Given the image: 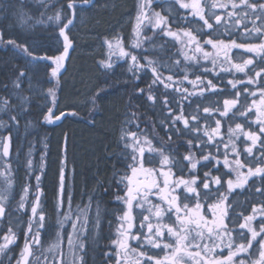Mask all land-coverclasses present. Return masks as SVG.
<instances>
[{"label": "snow or ice", "instance_id": "snow-or-ice-1", "mask_svg": "<svg viewBox=\"0 0 264 264\" xmlns=\"http://www.w3.org/2000/svg\"><path fill=\"white\" fill-rule=\"evenodd\" d=\"M37 2L41 7L47 8L51 0H37ZM90 2L91 0H67L66 4L57 8L52 16L47 17V20L52 21L54 25L50 35L57 45L55 50L59 51L60 38H63V51L59 55H47V50H44V54L38 55V46L35 43L30 45L27 42H18L16 39L5 40L3 30H0V44L5 47L10 46L16 54L23 56L27 65L54 61L56 67L52 68V76L55 77L59 69L63 67V61L72 46V40L68 33L75 25L78 5L89 4ZM57 3L59 0H55L52 7L55 8ZM151 5L152 0H144L140 5L136 29L138 39L135 48L141 47L143 39H151L150 37L140 38V26L145 20L153 30L159 29L167 36H177V33L171 30L167 17L162 16L159 12L149 14L148 10ZM180 6L184 9H191L192 16L198 17L199 21H202V26L195 30L196 34L192 30H182V34L187 38L186 46L192 47L194 45L195 53L202 54V58L206 61L211 60L213 69L205 68L204 72L214 71L219 63L223 72H230L234 69L233 75L243 73L246 80L228 81L232 89L236 90L235 98L224 100L223 111H220L219 108L204 107L203 113H201L200 106L197 105L194 111L185 115L184 101L190 100L192 96L203 97L206 92L216 94L217 85L213 84L211 80H207L205 83L200 76H196L195 80L189 82L193 84L194 88L198 86V90L189 92L188 89L179 86L183 80H188L187 73L183 75V80L180 81L174 80L172 75L163 77L159 67L154 66L157 64L156 61L144 57L147 63L142 65L139 63L137 55L126 51L119 38H116L115 43L108 42L109 60L102 62L105 68L112 67L111 56L117 55L120 58L130 57L132 63L129 65V71L134 76L140 70L151 69L153 80L148 86L147 99L154 105L158 102L161 105V110L167 109V115L160 121V124L167 129L169 142L172 140V135L177 137L192 136V139L185 142L189 149L187 154L180 155L178 148H170L166 154L165 146L162 144L160 148L155 147L146 132L138 134L128 131L127 128L122 129L120 140L123 142L124 158L130 163H125L124 174L116 182L117 188L123 186L125 190L123 196H117V200L122 201L125 207L123 215L118 217L120 221L117 228L118 239L112 241V244L117 248L116 264H264V202L259 207L253 206L252 213L247 216L236 212V206H240L238 200L229 202V197L233 195L236 189H244L248 185L249 178L259 177L261 183L264 184V67H259L257 70L258 63L264 64V0H240L239 4L235 3L234 0H203V4L202 0H192L190 4L181 3ZM205 6L208 8L207 13ZM229 6L231 7L230 11L228 10ZM217 8L226 10L227 20L222 19L221 15L215 14ZM240 9L243 10L240 11ZM16 15L21 22L30 19L22 10L18 11ZM43 15L44 13H41V16ZM249 22L253 25L251 29L247 27ZM241 26L244 29L243 33L240 34L242 39L255 38L259 39L260 42L237 43L236 39L232 38L234 35L232 29ZM221 28H223V32L220 31ZM205 29L209 31H205ZM202 36L209 37L203 41V44L210 45L215 50L214 53L204 50L200 40ZM213 36H224L225 38L213 39ZM232 49H244L247 53L256 54L258 59L249 58L243 60L242 63H232L229 56ZM221 53H223L222 61L219 60ZM184 60L199 63L196 55H185ZM176 63L179 64L180 61H176ZM225 64L228 67H225ZM160 67L166 66L160 65ZM249 72L254 73V75H249ZM28 77L29 72L20 68L16 79L13 81V87L17 90L21 89L25 78ZM161 84L165 89L171 88L176 95L172 96L171 99H169L171 93L168 92L161 94L162 99L153 95L154 87ZM174 85L176 86L174 87ZM237 85H242L243 90H239ZM249 86H256V88L254 91H250ZM31 88L32 84L29 82V89ZM102 91H98L91 97L93 105H95L96 98ZM138 92L143 94L144 89H139ZM12 95L20 101L22 113L32 110L29 97L22 96L19 92H14ZM46 95L51 97L53 107H48L46 113L41 109L43 123H52L66 114L77 115L75 112L65 113L63 111L56 115L54 112L57 104L55 88L47 89ZM177 96L180 99H177ZM9 106L10 100L8 98H0V112H9ZM174 107L177 111H174ZM188 107L191 108L190 103ZM216 112L222 118L228 117L229 113L232 114L233 119L237 115L244 117L249 128L256 125L258 130L245 131L244 125L237 123L235 128L228 127L226 140H216V137L222 135L220 119L215 120L214 128L210 125L203 127L200 125L201 119L208 121ZM129 115L134 119L136 118L135 113ZM251 115L255 116L254 120L248 119ZM18 123L16 115H9L8 122L0 120V130L8 132V135H0V221L5 217H11L6 209L9 202L14 198V176L12 175L11 164L7 163L6 158L10 156L12 146L11 129L18 126ZM132 123L134 120L125 121L126 125ZM177 125H182V127H177ZM241 135L245 138L241 143L251 142L250 146L243 149L249 156L253 154V149L259 143L260 157L259 159L254 158L256 163L254 168L239 159L241 153L237 141H240ZM203 137H207V140L205 141ZM221 144L223 145V152L220 151ZM209 146L216 148V154L208 153L202 155L201 159L209 163L216 160V163L219 164V157L223 155V166L229 169L223 174L229 176L226 181H222L221 176H212L211 171L205 172L203 178L194 174L200 161L191 149L196 148L203 153L204 149ZM173 152L176 155H173ZM31 154L32 149L29 148L26 158L28 170L33 167ZM232 154L235 155L236 159L230 160ZM153 157H159V170L145 167V164L153 162ZM202 167H207V164L202 165ZM173 168L181 173L187 168L190 178L185 179L181 175L172 179ZM244 168H247L246 173L242 171ZM215 170L219 171V168H215ZM233 174H235V179L231 178ZM141 176L144 177L143 180L138 179ZM158 177H162V181L158 180ZM36 180L37 192L32 193L35 199L29 198L30 185L25 184L17 202L16 211L26 210L30 207L31 213L25 222L24 245L17 264H42L41 256L44 257L43 264H84L81 253L85 250L84 240L86 237L84 232L87 230V212L93 206L94 192L88 194L87 205L83 207L77 205L74 209L72 207L74 194L65 188L64 170L61 167L60 188L55 205L59 217L55 225L57 231L53 234L52 242L47 248H44L41 233L47 230L46 215L44 209L40 207L41 193L38 183L40 177L36 176ZM225 183L227 185L226 191L221 192L220 189L224 187ZM213 185L217 187L213 188ZM66 191L67 207L65 209ZM255 193L264 196V187H256ZM96 211L98 219L99 203H96ZM230 211L232 215L229 214ZM134 212H138L142 216L138 225L134 224L136 219ZM145 212L148 214L145 215ZM205 212L211 213V220L207 218ZM240 216H243L242 223L238 222ZM258 216L260 220L257 229L253 226V221ZM9 223H14V221L9 219ZM65 224L71 225V232L64 229ZM229 224L232 227H229ZM134 227L136 228L135 232L132 231ZM65 235L68 249L66 254L62 249ZM17 239V233L13 231V227H9L3 236V243H0V255H5L9 246L14 245ZM130 241L135 242L137 247H133ZM156 249L163 252V255H149V251ZM225 250L227 255H224ZM37 251L40 252V255L36 254ZM49 255L52 256L51 260H48ZM104 255L108 258L112 256L111 252L104 253ZM67 257H71V259Z\"/></svg>", "mask_w": 264, "mask_h": 264}, {"label": "rangeland", "instance_id": "rangeland-1", "mask_svg": "<svg viewBox=\"0 0 264 264\" xmlns=\"http://www.w3.org/2000/svg\"><path fill=\"white\" fill-rule=\"evenodd\" d=\"M92 3H96L95 0H92ZM138 1L137 7L138 9L135 10L134 12L130 13L128 12L127 15L125 16L124 22L126 23V21H128L129 19L132 20V29H131V38L132 39V43L134 44L135 42H137V32L134 31L133 28H135L134 23L137 27V17L140 14V5L144 2V0H136ZM160 1V0H157ZM179 1V0H177ZM55 0H51L50 3H48L47 8L41 7V5L37 2V0H0V30H3L5 32V36L4 39H16L18 42H27L30 45L32 43H35L38 46V51L37 54L38 55H42L44 54V50H47V55H51V56H55V55H59L62 51H63V47H62V43H63V38H60V44L58 45L59 47V51L55 50L57 45H55V41L54 39L51 37V33L53 31L54 25L53 22L50 20H47V17L52 16L55 11L57 10V8H60L62 4H66L67 0H59V3L56 4V7L53 8L52 7V3H54ZM235 3L239 4V0H234ZM174 6H169L166 5L161 11L162 13L165 12H169L171 14H173V21L174 22H179V19H177V17L174 16V13H176V9L173 8ZM182 8V7H181ZM183 10H185L184 8H182ZM22 10L23 13L29 17L30 19H27L26 22H21V20L19 19V17L16 15V13L18 11ZM90 10H92V4L90 7H85V6H78L77 8V18H76V22L75 25L71 28V31L68 33V35H71L73 33V29L75 27H80V25L83 23L84 19H88L90 16ZM189 10V9H188ZM229 11L231 10V7L229 6ZM243 9H240V11H242ZM149 14L151 15L152 12H159L157 10H154V8H150L149 10ZM225 11L224 9H215V14L216 15H221L222 19L227 20V17L225 15ZM41 13H44L43 16H41ZM161 15L162 13L159 12ZM191 13V12H189ZM124 15V14H123ZM37 21H41V22H37ZM46 21V22H43ZM170 21V20H169ZM214 22V21H213ZM144 27L143 29H140L143 33L146 32V29L148 26H151L150 24H148V22L145 20L143 21ZM257 24H259V21H257ZM142 27V26H140ZM146 27V28H145ZM242 27V26H241ZM253 27V25L250 26V29ZM223 28L220 29V31L223 32L222 30ZM234 29V28H233ZM232 29V30H233ZM244 30L243 28H239L237 29L238 32L240 33V30ZM151 30V29H150ZM173 32L177 33L176 37L173 36H167L165 35L163 32H160V30L156 29V30H152L151 32L153 33L152 35H157V38L161 39L163 42V44H172L173 48L169 47V52L171 53V55H175V60L172 61V65L171 68L173 70H179L181 71V74L178 75L177 77H173L174 80L180 81L183 80V75L185 73H187L188 75V80H183V83L181 85H179L182 88H186L189 90V92L192 91H196L198 90V86L196 88H194L193 84H191L189 81L195 80L196 75L193 74L192 72H196L197 76H200L202 80L206 81L207 80H211L213 84H216L218 87V93L217 94H209V93H205V95L203 97H197V96H192L190 98V100L184 101V107H185V115H188L189 112L194 111L197 107V105L200 106V111L201 113H203V108L204 107H209V108H217L215 105H220L221 111H223V102L226 99H234L235 98V91L234 89H232L231 85L228 84L229 80H241L244 81L246 80V76L243 73H235L233 75V73L235 72V70L233 69L231 72H229V74H226V72H223L221 70V65L218 63L214 69V71H209V72H204V69H213V65L211 63V60H204L202 58V54L200 53H195L194 52V45L192 47H188L186 46V40L187 38L183 36L182 31L181 30H172ZM41 34V35H40ZM42 36H46L47 40L42 39ZM140 38H143V34L140 36ZM223 38V37H221ZM218 39V38H217ZM108 42H112L115 43V39H111V40H106L104 41L103 45H102V52H103V59L98 61V66L100 69V73L102 75V77L107 76V72L113 71L116 73H122V76H126L125 78H127L128 76L130 77H135L136 79H140V76H138V74L143 71L140 70L136 73V75L134 76L132 72L129 71V65L132 63V61L130 60V57H123L121 58L122 62L118 61L117 59V55H112L111 56V63H112V67L111 68H105L102 64V62L104 61H108L109 60V56H110V50H109V46H108ZM260 40L259 39H252V43H259ZM143 43L141 44V47L134 52L131 48H127L126 51H129L135 55H137L139 63L140 64H146L147 60L144 59V57H147L148 59L149 56L145 55L143 56V59L140 58L139 55V51L140 49L143 48ZM123 45V43H121ZM205 51L208 52H215L214 49H212V47L210 45H203ZM244 53H247L244 50ZM253 55H256L254 53H251ZM188 55V56H193L196 55L199 63L197 64L196 61H191V60H184V56ZM243 55L240 52H235L232 51L229 53V56L231 57L232 63H242L243 62ZM115 56V58L113 57ZM158 56V55H157ZM252 59H254V57H250ZM249 59V58H248ZM2 60V63H0V67H5L6 69L0 74L1 78H2V82L3 84L0 85V98H8L10 100V106H9V112L5 113V112H0V120H3L5 122L9 121V115H16L17 119L19 121L18 126L13 127L11 129V136H12V146L10 149V156L8 158H6L7 163L11 164V168H12V175L14 176V165H16V158L15 155L13 154L14 152V140H13V132H17L20 129V118L19 116L22 114V105L20 104V101L18 99H16L15 97H13L12 93L14 92H19L20 95L22 96H27L31 98L30 102H34L35 100L38 101V105H41V107L45 108L47 107V100L49 102V106L48 107H53L52 103H51V97H48L46 95L47 93V89L49 88H54L56 86V84L61 85L62 83L57 81V76L53 77L52 75H49L52 71V68L56 67L54 61H46V62H40L37 64H33V65H27L26 60L24 59L23 56L16 54L12 48L10 46L5 47L3 44H0V61ZM219 60H223V53H221ZM176 61H180L179 64L176 63ZM7 62V64H6ZM64 65V63H63ZM160 65H162V62L160 63L159 58L157 59V67H159V71L161 72L163 77H167L168 74L162 73L163 71V67H160ZM263 65V64H257V70L258 68ZM9 66V67H8ZM156 66V65H154ZM225 67H228L227 64L224 65ZM20 68H24L26 71L29 72V77L25 78V80L27 81V83H25L26 85L23 86L21 89L17 90L13 87V81L16 79L17 74H18V70ZM67 68V67H66ZM67 70V69H66ZM102 71H104V73H102ZM171 71V70H170ZM183 71V72H182ZM229 75V76H226ZM254 75V73H253ZM219 83L214 82L211 78H216ZM61 81H65V82H70L72 84L75 83V81L77 79H75V77L73 78V72H70V74L67 76L66 73L64 74V77L60 78ZM153 80V78H152ZM31 82L32 84V88L29 89V82ZM120 86L124 88L125 84L127 83L124 78L123 80H120ZM223 82L225 84H223ZM122 84V85H121ZM113 85L116 87V85L113 83ZM111 86V85H109ZM113 86V87H114ZM162 87H164L162 84L160 85ZM176 85H174L175 87ZM239 86L242 85H237V88H240ZM106 86H104L105 88ZM158 86L154 87L153 91L155 92ZM243 87V86H242ZM103 88V89H104ZM256 88V86H249V90L250 91H254ZM102 90V89H101ZM114 90V89H113ZM112 90V91H113ZM241 91L243 89H240ZM100 91V90H99ZM111 92V89L106 90V92ZM159 91L161 92V94L168 92L171 93V95L169 96V99L172 98V96H175L176 94L174 92H172V89H160L159 87ZM85 92V91H84ZM83 92V94H84ZM106 92L104 90V92L98 96L99 99L101 97V95H105L106 96ZM84 96H87L86 93L84 94ZM133 95V93L131 94V98ZM161 99L163 98V96L161 95L160 97ZM177 99H180L179 96L176 97ZM91 99V98H90ZM258 99V96H257ZM33 100V101H32ZM58 100V98H57ZM191 104V108L188 107V104ZM250 103V101H249ZM109 106V105H108ZM47 107V108H48ZM56 108V107H55ZM54 108V112L56 115H58L55 111ZM152 113H155V118H153L152 116H150L151 119H146V117H142L140 112L136 110V108H130L132 113H135V119H134V123L137 125L138 127H136V130H132L130 132H137L138 134H140L141 132H146L149 136V139H152V143L155 147L160 148L161 145L163 144L165 146V152L166 154L169 152L170 148L171 149H175L178 148L179 149V154L183 155V154H187L189 149L186 146V141L192 139V136H180L177 137L176 135H173L172 137V141L169 142L167 140V137H165L159 126L163 127V125L160 124V121L163 120L162 118L165 117L167 115V109L161 110V105L157 102L155 105L152 103L151 107L148 108ZM174 111H177V109L174 107ZM235 111V110H233ZM45 112V111H43ZM47 112V111H46ZM218 113V112H217ZM43 117V116H42ZM134 118V117H133ZM222 118V117H221ZM229 119H231L230 121H228ZM249 120H254L255 116L251 115L248 117ZM215 120L212 117L210 118V120L205 121L204 119L200 120V125L203 126H208L210 125V127L214 128L215 127ZM223 120H225L226 124L223 122ZM133 121V119H132ZM228 121V122H227ZM53 123V122H52ZM49 123V124H52ZM237 123H240L242 125H244V129L245 131L248 130H253L256 131L257 126L256 125H252L251 128H249V124L246 122L244 117H240L239 115H237V117L235 119H233L232 117L228 116V117H224L222 119L221 122V136L216 137V140H220V139H225L227 138V130L228 127L231 126L232 128H235V125ZM177 127H182V125H177ZM149 132V133H148ZM0 135H8L7 131L4 130H0ZM202 135V133H201ZM156 137V138H153ZM142 138V137H141ZM203 139L206 141L207 137H203ZM245 138L243 137V135H241L240 141H237V145L238 148L240 149V156L239 158L243 159V161L245 162H251L253 160V158L258 157L260 151L258 150L259 148L257 146H259V143L257 144V146L253 149V154L251 156H249L248 154H246L243 149L247 146H250L251 142L248 141L247 144H243L241 143V141H243ZM195 143V141H194ZM213 143H215V141H213ZM260 147V146H259ZM212 147L209 146L206 149L208 151H211ZM220 151L223 152V145L221 144L220 147ZM205 150V149H204ZM192 152H198L201 153L199 150H197L196 148H192L191 149ZM230 151V150H229ZM255 151V153H254ZM259 152V153H257ZM173 155H176V153H172ZM147 155V153H146ZM196 155V154H195ZM231 158V157H230ZM153 162L152 163H147L145 164V167L148 168H154L159 170L160 169V164H159V157H153ZM190 167V166H189ZM188 169L186 168V171ZM186 171L184 173H179L176 174L177 177H180L181 175L184 176V178H190L189 174H186ZM197 171V169L195 170V172ZM172 172H174V170L172 169ZM188 172V171H187ZM124 174V170L122 172L121 175ZM197 176H201L198 173H194ZM204 175V174H202ZM215 176H222V181H226L227 178L224 175H215ZM120 178V177H119ZM160 179H163L162 177H160ZM65 181V179H64ZM17 184L15 182V177H14V198L9 202V207L11 209V213L12 216H16L18 215H24L25 213L27 214H31L30 213V207L27 208L26 210H22V211H16L17 208V202L20 199V194L22 189H20L18 186L17 191H15V187ZM25 184H29L28 182H25ZM30 185V184H29ZM37 183L34 185V187L30 186V199L34 200L35 196L32 195V193H34V191L37 189L36 188ZM24 187V185H23ZM226 183L224 185L223 188L220 189L221 192H225L226 191ZM258 187L256 182H249L248 185L245 186L244 189H236L235 192L233 193L232 196L229 197V202H231L232 200H238L240 202V206H236V212L237 213H243V216H247L250 215L252 213V207L253 206H258V204L261 205V203L264 201V196H261L259 193H255V188ZM68 190H70V188L68 187ZM71 191V190H70ZM124 189L123 186L120 187V193H117L115 195V197L117 196H123L124 195ZM40 192V191H39ZM73 192V189L72 191ZM65 209L67 207V194L65 195ZM75 198V196H74ZM115 201H117L116 203L119 204L120 207H117L115 214L113 215V219H108V214L103 213L104 211V207L103 208H99V218L97 219V211H96V203L98 202H94L93 201V206L88 210L87 212V217H88V223H87V230L84 232V236L86 237V239L84 240L85 243V250L84 252L81 253V255L83 256L84 259V264L88 259H86L87 257L89 258L90 263L89 264H105L106 262H108L107 264H116V253H113L111 258L109 259L108 257H106L103 252L108 248L107 252H116L117 248L114 244H112V241L110 240V243L106 246V244H104V242H102L101 240H106L109 241V235H110V239H118V234H117V228L119 227L120 221L118 219V217L123 215V209H124V205L123 202L120 200H117V198L115 199ZM211 202V201H210ZM88 201L85 202L83 204V201H80L78 199H73L72 202V207L75 209L77 205L83 207L84 205H87ZM40 207L43 208V205H41L40 203ZM44 209V208H43ZM145 215H147L148 213H144ZM230 215H232L231 211L229 213ZM134 216L136 217V219L134 220V224L138 225L139 224V220L142 219V216L138 213V212H134ZM207 218L209 220L212 219L211 213L207 212ZM243 216H240L239 218V223L243 222ZM58 215H57V210H55V215L52 218H48L46 217V228L47 230L44 231V235L41 234L42 237H44L43 241V247L47 248L48 245L52 242L53 238H54V232L57 231V229L55 228L56 222L58 220ZM73 219H75V217H73ZM260 220V217L258 216L256 220L253 221V226L254 227H259L258 222ZM167 222V221H166ZM227 223V220H226ZM229 227H232L231 224H229ZM64 229L67 232H71L72 228L70 224H65L64 225ZM133 232L136 231V228H134L132 230ZM146 231V229H145ZM246 231V230H245ZM132 241H130L131 243ZM102 244H104L102 246ZM132 244V243H131ZM133 247H137V245L132 244ZM62 249L65 252V254L67 253L68 249H67V239H66V235H65V239L64 242L62 244ZM143 250V249H141ZM149 254L151 255H163V252H161L159 249L156 250H151L149 251ZM224 255H227V251L225 250ZM87 256V257H86ZM68 259H71V257H67ZM52 256L49 255L48 256V260H51Z\"/></svg>", "mask_w": 264, "mask_h": 264}, {"label": "trees", "instance_id": "trees-1", "mask_svg": "<svg viewBox=\"0 0 264 264\" xmlns=\"http://www.w3.org/2000/svg\"><path fill=\"white\" fill-rule=\"evenodd\" d=\"M95 2L97 4L100 0H95ZM100 3H102L103 9L101 18L97 16L96 11H91L87 22L81 28L84 32L78 33L79 36H74L73 33L69 35L73 50L68 58L65 73L68 76L70 72H73V78L75 77L77 80L72 84L60 80L64 75L57 77V81L62 84H56L54 87L56 98H58L55 111L64 110L70 104H78V110L84 111L86 102L90 100L95 91L103 89L104 86H112L113 83L117 89L108 92L104 97L101 95L99 114L93 117L92 124L72 119H64L58 125L55 123L44 124L41 122V118L43 119L41 109L46 113L49 102L47 100V107L42 108L35 100L30 102L32 110L19 116L21 120L19 131L12 133L15 147L13 154L16 158V165H14V177L17 183L15 191L19 184L22 186L19 188L23 189L25 182L34 187L37 183L36 176H39V191L48 218L55 215L61 167L65 171V188L68 190L69 187L71 191L73 189L75 200L83 201L84 204L88 201V194L94 192V202L99 203V208H105L102 214L113 216L117 207H120L115 201L117 198L115 195L120 193L116 182L122 176L125 163H130L124 158L123 142L120 140L122 129L136 130L135 123L125 124L126 120H134L129 115L132 113L130 108H136L143 118L146 114L156 116L148 109L152 105V102L147 99L148 86L152 83L148 72L143 77L140 76V79L130 76L124 78L127 83L122 88L119 86L120 80L123 78L115 75L112 71H108L105 77H98V70L93 62V50L97 43L98 45L102 43V49L104 41L111 40L116 36L120 37L122 46L126 49L132 43L130 36L132 18L126 23L124 19L128 12L132 13L138 9V1L101 0ZM161 42L163 41L159 38L154 40L149 53L157 54L160 63L162 62V65L166 66L163 67L162 73L178 78L181 71L171 68L175 55H171L169 47L173 48V45ZM156 44H158L157 48ZM145 47L149 49L150 43ZM260 67H264V64ZM5 69V67H0V74ZM192 73L197 76L196 72ZM211 79L219 83L217 77ZM1 80L0 77V85L3 83ZM223 84L225 83L223 82ZM159 87L165 89L158 85L152 94L160 98ZM239 87V90L243 89L242 86ZM139 89H144L143 94L138 92ZM83 92L87 96H84ZM132 93L135 96L131 98ZM29 101H31L30 97ZM87 113L85 112V114ZM159 127L162 134H166V128ZM62 142L66 146L64 152L61 148ZM29 148L32 149L33 167L31 170L26 168ZM42 162L45 163L41 164ZM36 192L37 189L34 193Z\"/></svg>", "mask_w": 264, "mask_h": 264}, {"label": "flooded vegetation", "instance_id": "flooded-vegetation-1", "mask_svg": "<svg viewBox=\"0 0 264 264\" xmlns=\"http://www.w3.org/2000/svg\"><path fill=\"white\" fill-rule=\"evenodd\" d=\"M92 0H91V2H90V4H92ZM192 2V0H179V1H177V0H160V1H157V0H152V5H151V7L152 8H154V10H157V11H159V12H161L162 13V9L166 6V5H169V6H174L173 8L174 9H176V13H174V16L175 17H177V19H179V22L177 23V22H174L173 21V14H171V13H169V12H167V13H165V12H163L162 13V16H165V17H167L168 18V21H169V24H170V26H171V30H192L193 32H194V34H196L195 33V30L197 29V28H200L201 26H202V21H199V18L198 17H193L192 16V14L191 13H189V12H191V9H185V10H183L182 8H181V6H180V4L181 3H191ZM239 2H240V0H239ZM202 4H203V0H202ZM84 5H86V4H82V6H84ZM79 6V5H78ZM205 11H206V13L208 12V8H207V6H205ZM210 22H213V21H210ZM252 24L249 22L248 24H247V27L250 29V26H251ZM134 26H135V28H133L134 29V31H136V29H137V27H136V25H135V23H134ZM141 26L142 27H140V29H143V27H144V24L142 23L141 24ZM146 28V27H145ZM239 28H243V27H239ZM239 28H234L232 31H233V33H234V35L232 36V38L233 39H236V41H237V43H252V39H242L241 38V36H240V34L241 33H243V31L244 30H240V33L238 32V30L237 29H239ZM146 29H148V30H146V32H142L141 30H140V36L143 34V37H150L151 39L150 40H148V39H143V48L142 49H140V51H139V55H140V58L141 59H143V56H145V55H147V56H149V58L151 59V60H154V61H156L157 62V59L159 58V56H157V54H155V55H153L152 53H149L150 52V50H151V48L153 47V42H154V40H157V35L155 34V35H152L153 33L151 32L153 29L151 28V26H148ZM151 29V30H150ZM158 30V29H157ZM223 30V29H222ZM205 31H209V30H207V29H205ZM137 32V31H136ZM222 32V31H221ZM221 37H223V38H221ZM116 38H120L119 36H116V37H114V38H112V39H115L116 40ZM209 37L208 36H202V37H200V40H201V44H203V41L204 40H206V39H208ZM213 39H217V38H219V39H224L225 37L224 36H220V37H216V36H213L212 37ZM132 39L133 38H131V41H132ZM133 40H135V39H133ZM136 41V40H135ZM150 43V48L149 49H146V45H148ZM135 44H136V42L134 43V44H129V46L127 47V48H133L132 50L134 51V52H136L139 48H135L134 46H135ZM204 45V44H203ZM206 46V45H205ZM124 47V46H123ZM156 48L158 47V44H156V46H155ZM125 48V47H124ZM70 49H72V46L70 47ZM126 49V48H125ZM233 51H235V52H240V53H242V54H245V55H243V60H245V59H248V58H250V57H254V60H257L258 58L256 57V55H253V54H251V53H244V49H233ZM152 52V51H151ZM114 58H115V56H113ZM117 59H118V61H120V62H122L121 60V58L120 57H117ZM156 66H157V64H156ZM251 67V66H250ZM110 71V70H109ZM247 71V70H246ZM148 72V74H149V76H150V78H153V75H152V72H151V69L150 68H146V69H144L143 71H141L139 74H138V76H141V77H143V75L145 74V73H147ZM231 72V71H230ZM112 73H114L115 75H119V77H121V78H125L126 76H122V73H124V72H121V73H116V70H115V72H113L112 71ZM226 74H229V72H226ZM249 75H253V73L252 72H249L248 73ZM107 75V74H106ZM226 76H229V75H226ZM129 77V76H128ZM217 108H219L220 109V111H221V108H220V105H215ZM150 116H152L153 118H155V116H153V115H151L150 114ZM150 116H149V114H146V119L148 118V119H151L150 118ZM229 116L230 117H232V114L231 113H229ZM212 118L213 119H220L221 120V122H222V119L223 118H221L220 117V115H219V113H214V115L212 116ZM231 119H229L228 121H230ZM227 121V122H228ZM223 122L226 124V122H225V120H223ZM165 131H166V134H164V136L165 137H167V140H168V135L169 134H167V129H165ZM172 137H173V135H172ZM169 141V140H168ZM172 141V140H171ZM221 147V146H220ZM258 148H259V146H257ZM212 150L211 151H208L206 148H205V150L203 151V153H198V152H195V154H196V158L200 161V163L197 165V171L195 172V173H198L199 175H201L200 176V178H203V175L202 174H204L205 172H209V171H211V174H212V176H215V175H223L224 173H226V172H228L229 171V169H227V168H225L224 166H223V155H221L220 157H219V164H217L216 163V160H212V162L211 163H209V162H207V161H204V160H202L201 159V156L202 155H206V154H208V153H212L213 155H215L216 154V148L215 147H212L211 148ZM221 149V148H220ZM254 153H255V151H254ZM257 153H259V152H257ZM230 160H234V159H236V157H235V155L234 154H232V155H230ZM259 157H260V153H259V156L258 157H255V159H259ZM242 162H244L245 164H247L248 166H251V167H255L256 166V163H255V159L253 158V160L251 161V162H245V161H243V159H241V158H239ZM205 164H207V167H202V165H205ZM148 168V167H147ZM215 168H219V171H216L215 170ZM173 170H174V172H173V176H172V179H175V178H177V176H176V174H179L180 172L176 169V168H173ZM185 171H186V168H185ZM184 171V172H185ZM188 171V170H187ZM186 171V174L188 173ZM242 171H244L245 173L247 172V168H244V169H242ZM183 172V173H184ZM189 174V173H188ZM224 176H226V175H224ZM222 177V176H221ZM226 178L228 179L229 178V176H226ZM232 179H235V174H233L232 175V177H231ZM138 179H140V180H143L144 179V177L143 176H141V177H138ZM185 179H188V178H185ZM158 180H161L162 181V179H160V177H158ZM225 181V180H224ZM249 182H256L257 183V185H258V187H264V184H262L261 183V181H260V178L259 177H253V178H249ZM64 184H65V181H64ZM225 185V184H224ZM59 186H60V182H59ZM162 186V185H161ZM217 186L216 185H213V188H216ZM58 192H59V187H58ZM154 202H158V201H154ZM264 202V201H263ZM40 203H41V205H43V208L45 207L44 206V204H43V199H41V195H40ZM258 206H260V204H258ZM6 211L8 212V213H11V209H10V207H9V205H7V209H6ZM44 212H45V210H44ZM205 215H207V212H205L204 213ZM29 215L30 214H27V213H25L23 216L22 215H16V216H12V214H11V217H5L2 221H0V243H3V236L7 233V230H8V228L9 227H13V231H15L16 233H17V236H18V239L16 240V243L14 244V245H10L9 246V250L7 251V253L5 254V255H0V264H17V260H19L20 259V253H21V250H22V248H23V245H24V231H25V229H26V221L28 220V218H29ZM45 215H46V213H45ZM47 217V216H46ZM18 218V219H17ZM9 219H11L12 221H14V223H9ZM50 219V218H49ZM108 219H113V216H108ZM135 228V227H134ZM133 228V229H134ZM41 234H43L44 235V232H42ZM111 237H110V235H109V241H106V240H101L102 242H104V244H106V246L110 243V240L111 241H114L115 239H110ZM41 239L43 240L44 239V237H42L41 236ZM109 242V243H108ZM42 243H43V241H42ZM132 244H134V242L132 241L131 242ZM104 244H102V246L104 245ZM108 247V246H107ZM107 250H108V248L103 252V254L104 253H106L107 252ZM117 252V251H116ZM116 252H112L111 254H113V253H116ZM37 255H40V252L39 251H37V253H36ZM149 255H151V254H149ZM160 256H162V255H160ZM87 257V256H86ZM86 259H88V262H87V260H86V262H85V264H89L90 263V261H89V258L87 257ZM110 259V258H109ZM43 260H44V257L43 256H41V261H42V264H43ZM108 262H106L105 264H107Z\"/></svg>", "mask_w": 264, "mask_h": 264}, {"label": "bare ground", "instance_id": "bare-ground-1", "mask_svg": "<svg viewBox=\"0 0 264 264\" xmlns=\"http://www.w3.org/2000/svg\"><path fill=\"white\" fill-rule=\"evenodd\" d=\"M100 2H101V0H100ZM100 2H98L97 4H94V3H92V10H90V13H91V11H96L97 13V16L99 17V18H101V16H102V3H100ZM85 7H90L91 6V4L89 3V4H86V5H84ZM103 8H104V6H103ZM87 22V19H84L83 20V23L80 25V27H75L74 29H73V35L74 36H79V35H77L78 33H83L84 32V30H82L81 28H83V25L85 24ZM81 37V36H80ZM42 39H44V40H47V38H46V36L45 37H43ZM96 44V43H95ZM102 44V43H101ZM101 44L100 45H98V43L95 45V47H94V50H93V62L95 63V65H96V68H97V70H98V77H102V75H101V73H100V69H99V66H98V61L99 60H101V59H103L104 57L102 56L103 55V52H102V49H101ZM73 49H69V51H68V57L69 56H71L70 54H71V51H72ZM67 69V68H66ZM66 69L60 74V75H58V77H61V76H63L64 74H65V71H66ZM102 73H104V71H102ZM51 75H52V73H50ZM124 80H126V79H124ZM29 82V81H28ZM25 83H27V81L26 80H24V82H23V86H25L26 84ZM3 84V83H2ZM108 89H111V92H112V90L114 89V91L117 89V87H113V85L112 86H106L104 89H102L103 91H102V93L104 92V90H105V92H106V90H108ZM98 91H95L93 94H92V96L91 97H93V95H95L96 93H97ZM109 92V91H108ZM108 92H106V95L108 94ZM103 96V95H102ZM105 96V95H104ZM103 96V97H104ZM99 108H100V99H99V97H97L96 98V101H95V105H93V103H92V100L90 99L89 101H87L86 102V109H84V111H81V110H78V104H70L69 106H67V108L66 109H64V110H61V111H59V112H57L56 111V113L59 115V113L60 112H65V113H69V112H75V113H77V115H75V116H72V115H65L64 117H62L60 120H59V122L58 123H56V122H53L52 124H61L62 123V121L64 120V119H72V120H77V121H85V122H90V124H92V120H93V117L95 116V115H97V114H99ZM85 112H88L87 114H85ZM165 117H163L162 119H164ZM43 121V119L41 118V122ZM44 124H47V123H44ZM65 144L62 142L61 143V148H62V151L64 152L65 151ZM45 162H42L41 164H44ZM59 179H60V175H59ZM64 179H65V171H64Z\"/></svg>", "mask_w": 264, "mask_h": 264}, {"label": "water", "instance_id": "water-1", "mask_svg": "<svg viewBox=\"0 0 264 264\" xmlns=\"http://www.w3.org/2000/svg\"><path fill=\"white\" fill-rule=\"evenodd\" d=\"M66 68L64 67V68H62V69H59V71H58V73H57V75H60L64 70H65ZM51 73H52V71H51ZM62 118V117H61ZM60 120V119H59ZM59 120H54V122H56V123H58L59 122Z\"/></svg>", "mask_w": 264, "mask_h": 264}]
</instances>
